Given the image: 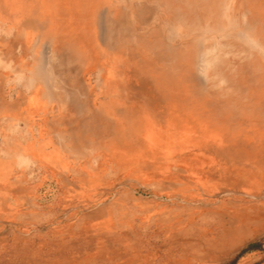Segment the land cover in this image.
Masks as SVG:
<instances>
[{"label": "rangeland", "instance_id": "rangeland-1", "mask_svg": "<svg viewBox=\"0 0 264 264\" xmlns=\"http://www.w3.org/2000/svg\"><path fill=\"white\" fill-rule=\"evenodd\" d=\"M0 264H264V0H0Z\"/></svg>", "mask_w": 264, "mask_h": 264}]
</instances>
